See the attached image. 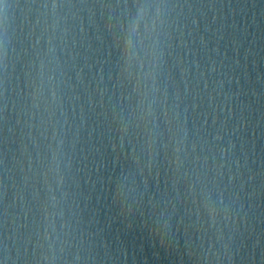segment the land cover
I'll return each mask as SVG.
<instances>
[{"label":"water","instance_id":"95a60500","mask_svg":"<svg viewBox=\"0 0 264 264\" xmlns=\"http://www.w3.org/2000/svg\"><path fill=\"white\" fill-rule=\"evenodd\" d=\"M0 264H264V0H0Z\"/></svg>","mask_w":264,"mask_h":264}]
</instances>
